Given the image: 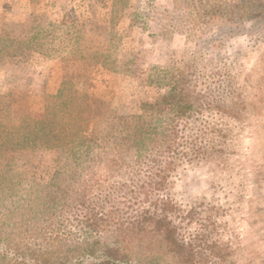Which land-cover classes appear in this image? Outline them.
<instances>
[{"label": "rangeland", "instance_id": "1", "mask_svg": "<svg viewBox=\"0 0 264 264\" xmlns=\"http://www.w3.org/2000/svg\"><path fill=\"white\" fill-rule=\"evenodd\" d=\"M242 3L0 0V36L11 32L6 42L66 45L55 46L51 58L29 46L15 56L0 55V125L15 126L6 119L8 112L41 117L46 96L57 94L62 82L64 95L83 98V131L106 127L112 122L104 120L115 112L154 123L150 105L168 92L157 82L163 76L159 70H168L165 78L174 71L189 106L182 107L176 166L165 171L161 193L177 207L178 231L186 238L205 233L216 242L221 264H264V18L259 16L264 8L249 10ZM32 34L36 44L29 43ZM59 109L57 101L50 109V119L58 123L65 118ZM203 144L225 151L201 159L193 151ZM57 153L10 150L3 167L43 181ZM2 242L0 264L9 258Z\"/></svg>", "mask_w": 264, "mask_h": 264}, {"label": "trees", "instance_id": "2", "mask_svg": "<svg viewBox=\"0 0 264 264\" xmlns=\"http://www.w3.org/2000/svg\"><path fill=\"white\" fill-rule=\"evenodd\" d=\"M242 2L249 10L264 8V0ZM259 14L264 18V9ZM10 33L1 31L0 55L15 56L29 46L6 42L3 38ZM38 41L30 35L29 43ZM55 46L66 49L58 41L29 50L51 58ZM172 72L165 78L168 70H159L163 76L157 82L168 92L150 105L157 114L154 123L142 122L137 114L115 112L101 119L111 120L106 127L83 131V98L64 95V82L57 94L46 96L41 117L7 113L16 130L0 125V240L8 250L2 252L9 255L2 264H221L215 257L216 242L205 233L195 232L188 239L179 233L173 220L177 207L161 193L165 171L176 166L173 155L178 153L175 137L182 130V107L189 106L188 93ZM53 99L65 116L60 123L50 119ZM163 114L167 118L160 124L158 115ZM40 148L58 152L45 180L4 169L10 150ZM223 151L203 144L193 152L207 159Z\"/></svg>", "mask_w": 264, "mask_h": 264}, {"label": "crops", "instance_id": "3", "mask_svg": "<svg viewBox=\"0 0 264 264\" xmlns=\"http://www.w3.org/2000/svg\"><path fill=\"white\" fill-rule=\"evenodd\" d=\"M25 13L24 14H26L27 12L26 11H24Z\"/></svg>", "mask_w": 264, "mask_h": 264}]
</instances>
